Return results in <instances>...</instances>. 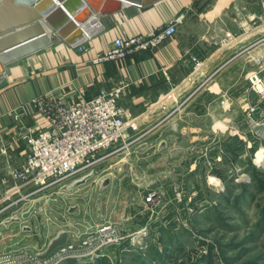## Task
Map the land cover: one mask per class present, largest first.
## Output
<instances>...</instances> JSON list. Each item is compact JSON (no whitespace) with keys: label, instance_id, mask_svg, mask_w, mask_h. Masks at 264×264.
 I'll use <instances>...</instances> for the list:
<instances>
[{"label":"crops","instance_id":"0c3cea01","mask_svg":"<svg viewBox=\"0 0 264 264\" xmlns=\"http://www.w3.org/2000/svg\"><path fill=\"white\" fill-rule=\"evenodd\" d=\"M178 15L183 19L176 34L153 52L94 62L116 38L146 34ZM85 23L87 37L80 45L56 41L8 65L0 75V139L8 150L7 157L0 154V170L20 165L27 153L26 143L15 140V123L5 115L43 94L77 102L122 88L119 104L141 127L135 134L158 138L154 153L169 149L191 175L200 170L194 148L202 153L204 142L198 140L211 137V124L230 144L232 136L238 138L239 127L245 135L246 122L264 119V96L254 93L249 83L253 74L264 78V5L259 0H157L145 7L127 5L108 16L93 14ZM23 121L39 125L42 119L30 114ZM217 123L235 128L220 131ZM34 190L21 186L20 194L30 195L25 205L0 214L1 248L5 231L19 218L31 219L38 206L49 209L57 202L51 194L37 196L49 189L32 194ZM34 204V212L24 217Z\"/></svg>","mask_w":264,"mask_h":264},{"label":"rangeland","instance_id":"374dc122","mask_svg":"<svg viewBox=\"0 0 264 264\" xmlns=\"http://www.w3.org/2000/svg\"><path fill=\"white\" fill-rule=\"evenodd\" d=\"M251 122L243 126L245 135L239 127L238 138L228 140L230 148L212 124L211 137L198 140L204 142L202 153L208 148L212 158L221 155L210 171L221 179L219 187L210 184L215 179L207 177L202 157L200 170L191 175L169 149L154 153L158 138L137 136V123L125 144L99 153L97 162L64 182L63 190L56 185L47 195L37 194H51L57 202L49 209L34 204L31 219L11 225L0 259L33 264L58 232L67 231L69 242L88 240L91 249L57 256L53 264H264V186L258 191L250 177L252 165L264 175V133L254 123L264 124V119ZM194 149L198 161L202 153ZM241 174L247 178L240 179ZM150 192L159 196L156 207L144 202ZM140 229L145 234L137 236ZM107 232L113 242L104 246Z\"/></svg>","mask_w":264,"mask_h":264},{"label":"built area","instance_id":"2783aa9c","mask_svg":"<svg viewBox=\"0 0 264 264\" xmlns=\"http://www.w3.org/2000/svg\"><path fill=\"white\" fill-rule=\"evenodd\" d=\"M259 1L264 5V0ZM182 19L183 15H178L172 22L146 34L120 36L114 40L111 49L97 56L94 62L123 60L131 54L153 52L176 34ZM249 83L253 91L264 96V78L253 74L249 77ZM122 92V88L116 87L101 91L90 100L77 102H62L54 95L43 94L11 108L5 116L15 123L17 133L15 140L16 142L23 140L26 143L27 153L20 165H8L3 171L0 170V214L30 196L20 194L21 186L34 188L32 194L56 185L63 188L65 181L97 162L95 158L99 153L112 150L118 144H125L131 138L130 130L136 129V121L119 104ZM30 114L39 115L42 119L41 124L26 125L23 119ZM255 126H260L264 133V124L255 123ZM250 132L257 134V131ZM260 138L264 140V135ZM211 150L205 148L200 158H203L208 172L207 177L215 179L209 183L213 187H219L221 179L213 176L210 171L215 170L216 163L221 161V155L212 158L209 154ZM221 152L219 149V153ZM0 154L8 156L7 147L2 139ZM244 178L247 176L241 174L240 179ZM11 182L13 185L9 184ZM158 199L156 192H150L144 202L147 206L156 207V204L160 203ZM110 233L107 232L104 236H109L102 242L104 246L113 242ZM143 234L145 229H140L137 236ZM78 243L75 245V242H69L55 250L45 260H39L35 256L33 264H53L57 256H65L67 253L79 255L83 247H86L84 250L91 249L88 240H78ZM21 258L23 256L20 255L19 259ZM10 261L8 257H3L0 264H14Z\"/></svg>","mask_w":264,"mask_h":264},{"label":"water","instance_id":"95a60500","mask_svg":"<svg viewBox=\"0 0 264 264\" xmlns=\"http://www.w3.org/2000/svg\"><path fill=\"white\" fill-rule=\"evenodd\" d=\"M156 1L0 0V75L8 65L49 48L56 41L80 45L86 39L83 26L93 14L108 16L130 4L145 7ZM33 211L34 206L24 217ZM68 243L69 233L60 231L36 258L45 260Z\"/></svg>","mask_w":264,"mask_h":264},{"label":"trees","instance_id":"16d2710c","mask_svg":"<svg viewBox=\"0 0 264 264\" xmlns=\"http://www.w3.org/2000/svg\"><path fill=\"white\" fill-rule=\"evenodd\" d=\"M226 149H227V144H226ZM252 171L250 172V177L252 179V182H254L255 187L258 191H260L261 187L264 186V181H262V175L260 171H258V168L252 165ZM219 178V177H218ZM246 192L248 191L247 189L245 190ZM95 264H102L101 262H96ZM105 264V263H103Z\"/></svg>","mask_w":264,"mask_h":264},{"label":"bare ground","instance_id":"6f19581e","mask_svg":"<svg viewBox=\"0 0 264 264\" xmlns=\"http://www.w3.org/2000/svg\"><path fill=\"white\" fill-rule=\"evenodd\" d=\"M131 5V4H130ZM86 34H87V32H86ZM89 35V34H88ZM261 161L260 162H264V159H260Z\"/></svg>","mask_w":264,"mask_h":264}]
</instances>
